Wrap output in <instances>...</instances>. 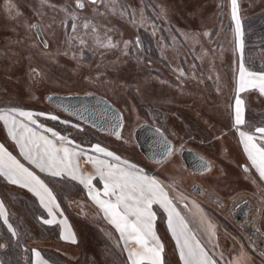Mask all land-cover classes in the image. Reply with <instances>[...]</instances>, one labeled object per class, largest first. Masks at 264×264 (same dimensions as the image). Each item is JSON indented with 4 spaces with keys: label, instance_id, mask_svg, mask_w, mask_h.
<instances>
[{
    "label": "rangeland",
    "instance_id": "1",
    "mask_svg": "<svg viewBox=\"0 0 264 264\" xmlns=\"http://www.w3.org/2000/svg\"><path fill=\"white\" fill-rule=\"evenodd\" d=\"M78 2L84 5L82 9L76 7ZM237 3L250 21H255L253 16L264 10V0ZM229 5L231 0H116L115 7L111 0H97L96 4L90 0H0V109L15 107L43 113L34 116L38 124L82 143L102 142L121 157L147 169L166 187L174 182L175 191L166 189L175 197L177 211L192 222L193 232L210 252L215 251L217 257L223 254L224 264L235 259L242 264H264L228 217V209L234 203L254 198L259 203L257 225L264 235V181L248 160L239 136L240 131H245L260 143L255 126L264 125V114L259 113L264 112V103L246 96L247 105L253 109L246 111L244 125H235L234 56L218 57L227 44H233L232 38L208 32L217 20L227 22ZM73 15L77 17L75 31ZM34 24L38 25L46 48L37 39ZM217 27L212 31L216 32ZM192 33L203 43L193 54ZM109 40L114 47H103ZM194 59L212 77L207 78L205 71L198 72ZM248 63L254 64L251 60ZM49 94H94L108 100L122 114V138L96 134L53 109L45 103ZM47 115H57L59 119L53 121ZM142 123L161 128L173 143L174 154L163 163L152 164L137 150L132 134ZM73 124L78 128H73ZM3 125L0 121V137L7 139ZM186 149L207 158L211 170L198 176L186 170L180 160V152ZM48 181L67 208L78 244H56L46 254L61 264H128L124 253L118 254L105 233H99L100 229L95 227L101 225L98 209H89L83 219L78 217L77 209L68 203L83 198L69 190L72 185L62 186L52 177ZM193 184L199 185L204 195L193 193ZM1 198L9 200L13 204L10 208L33 227L25 214L27 210L32 212L33 206L2 187ZM213 199L225 203V207L213 204ZM156 209L160 214L155 232L164 246L162 258L166 264H178L167 216L159 206ZM201 217L217 229L210 243L207 223H201ZM33 232L39 239H47L44 233L35 229ZM112 233L119 240L114 229ZM2 236L0 229V243ZM9 242L12 251L20 256V264H26L27 254L38 244L20 239ZM214 244L219 247L213 249ZM241 250L247 258L240 256ZM4 262L15 264L9 258Z\"/></svg>",
    "mask_w": 264,
    "mask_h": 264
},
{
    "label": "snow or ice",
    "instance_id": "2",
    "mask_svg": "<svg viewBox=\"0 0 264 264\" xmlns=\"http://www.w3.org/2000/svg\"><path fill=\"white\" fill-rule=\"evenodd\" d=\"M90 2L96 4L97 0H90ZM111 3L114 7L116 6V0H111ZM76 7L83 8L84 5L78 2ZM231 14L235 22L236 48L241 53L239 79L235 90V125L241 126L245 124V101L240 93L249 89H258L259 93L264 95V71H252L245 66L243 31L237 0H231ZM76 19L77 17L73 15V31L77 27ZM32 27L36 28V25ZM84 27L87 28L88 24L85 23ZM205 35L208 34L205 33ZM80 43L83 44L84 41L81 40ZM102 46L114 47L110 40ZM44 47H47L46 42ZM137 47H139V42H137ZM180 74L184 75L183 72ZM39 115L44 114L21 111L15 107L0 109V121L3 122L9 137L19 148L20 155L32 166L31 168L25 166L3 145H0V178L9 185L27 189L39 200L40 205L48 211L51 217L43 219L42 223L48 225L57 223L53 209L59 211L60 205L51 188L38 173L54 178L62 186L70 185L72 182L82 186L88 200L119 233L120 240L124 244L123 250L127 253L128 264H166L162 259L164 246L154 230L157 212L153 205H158L167 215V227L176 242V252L179 255L178 264H224L223 254L217 257L215 251L209 252L197 239L191 227L192 222L182 217L177 211L175 197L170 196L169 191L157 178L146 175L142 169L98 144H92L89 149H85L75 144L69 137L46 127L43 128V133H50L51 138L44 134L38 135L36 129H40L42 125L37 123L34 116ZM17 117L23 119L18 120ZM46 118L53 121L59 119L57 115H47ZM61 123L67 124L68 122L61 121ZM72 127L78 128V125L73 124ZM113 127L114 129L123 128V118L117 116ZM79 130L83 131V129ZM255 132L259 133V144L254 135L245 131H240L239 136L248 160L256 169L260 180L264 181V125L255 126ZM155 133L164 149L161 160L155 161L161 163L163 159L174 154V149L161 128H155ZM111 134L115 135L118 140L122 138L119 131L114 130ZM198 159L201 160L202 170H211L209 162L203 157H198ZM82 164L91 165L92 170L85 171L81 167ZM245 171L248 169L246 168ZM97 177L103 185L102 191L93 183ZM167 187L175 191L174 182ZM201 195H203L202 192ZM181 198L186 199V197ZM60 215L63 216V212H60ZM0 220L7 227L11 239H16L18 242L19 233L9 223L2 202H0ZM205 222V218L201 217V223ZM59 223L65 229L61 232L60 239L73 244L77 243L75 235L67 228V221H59ZM206 223L210 243L211 239L216 237L217 229L210 222ZM3 247L4 245L0 244V248ZM217 247H219L217 244L213 245V249ZM32 254L36 258L33 264H51L50 261L40 258L39 251L33 250ZM240 256L247 258L243 250ZM230 264H242V262L240 259H235Z\"/></svg>",
    "mask_w": 264,
    "mask_h": 264
},
{
    "label": "crops",
    "instance_id": "3",
    "mask_svg": "<svg viewBox=\"0 0 264 264\" xmlns=\"http://www.w3.org/2000/svg\"><path fill=\"white\" fill-rule=\"evenodd\" d=\"M238 9H239V16L241 18V25H242V31H243V36H242V41H243V45H244V61H245V66L246 68H248L249 70H252V71H257V72H261V71H264V47H253L251 51H247L246 52V49H247V44H246V41L248 38H257L258 35L255 33V32H252L250 31L249 33L246 31L245 29V26H244V20L246 21L248 19V17L246 16H243L242 14V10L240 9V7L238 6ZM260 13L261 12H264V10L262 11H259ZM254 16H257L258 13ZM228 13H229V19H227V22L226 23H222V21L220 20H217V22L211 26L210 29H208V32L209 34L211 35V33H213L216 37L219 36V35H224L226 36L227 38H232V43H229L227 44L226 47H224L223 51L221 52V55L222 56H218V57H224L227 56L228 57H231V54L232 56H234V68H233V77L235 78V81H234V84L235 86L237 87V81L239 79V64H240V60H241V53L237 50L236 48V36H235V22L232 20V14H231V5H229V9H228ZM259 13V14H260ZM250 17V16H249ZM250 19V18H249ZM217 27V30L216 32H213L212 30L214 28ZM211 30V31H210ZM211 32V33H210ZM192 47L193 49H191V52L192 54L194 52L198 53V50H199V47L201 46V44H203L202 42H200L199 40L195 39L193 37V33H192ZM250 45V44H249ZM250 48V46H249ZM218 50V49H217ZM218 52V51H217ZM195 62L197 63V71L199 72H202L206 73L207 75V78H210L212 77V74L207 71V70H204L202 69L201 67L203 66V64L199 63L196 59H194ZM249 60H251L254 64L253 66H251L248 62ZM253 67V68H252ZM212 71L214 70L213 68L211 69ZM217 77V76H216ZM240 96L242 99H244L245 101V104H244V117H245V114H246V111L249 109H253L252 107H250L249 105H247V100L246 98L248 96H253L255 97V99L259 102H262L264 103V95H261L259 93V90L258 89H249L245 92H241L240 93ZM247 96V97H246ZM256 109H259V108H256ZM255 109V110H256ZM264 110V108H262ZM256 111H261V110H256ZM261 114H264V112H259ZM18 120H22L23 118H20V117H17ZM24 123H27V121H24ZM4 126V125H3ZM30 127H34V126H30ZM50 128L52 129L53 131H55L53 128L49 127V126H46V125H42V127L40 129H36L37 131V134L40 135V134H44V135H48L49 138L50 137V133H43V128ZM4 131H5V137L6 138H1L0 137V145H3L6 150L11 153L17 160H19L21 163H24L25 166L31 168L32 166L29 165L27 163V161H25L23 159V157L20 155V152H19V148L17 147V145L15 144L14 141H12V139L9 137L8 135V131L7 129L5 128L4 126ZM59 134V133H58ZM109 138V137H108ZM70 139V138H69ZM75 144H79L82 148H85V149H89L91 147L92 144H98L100 145L101 147L107 149L108 151H112L114 154L120 156L119 154L115 153L113 150H111L109 148V146H106V144L104 145V143H100L99 141L98 142H91L89 144L87 143H82L81 141H74ZM13 147V148H12ZM121 157V156H120ZM123 160H126L128 161L129 163L131 164H134L137 168L139 169H142L143 172L148 175V176H153L147 169H145L144 167H141L139 166V164H136V163H133L131 162L130 160L124 158V157H121ZM144 158V157H143ZM81 167L85 170V171H91L92 170V167L91 165H84L82 164ZM42 179L45 180V182L48 184V186L51 188V190L53 191L54 195L56 196L57 198V203L60 205V202L58 200V196L56 195L55 193V188L50 184V182L48 181L50 177L46 176L45 174L43 173H38ZM155 177V176H153ZM156 178V177H155ZM158 179V178H157ZM160 181V180H159ZM165 187L166 185L160 181ZM75 183V182H73ZM93 183L95 185H97V187L102 191V188H103V185L99 182V178L97 177ZM76 187H77V190H78V194L83 198V200L89 205V207L93 208L94 210L97 209L95 207V205L92 204V202L90 200H88L87 198V195H86V192L83 191L82 189V186L80 185H77L75 184ZM0 187H2L3 189H5L6 192L12 194V195H17L19 196L20 198H22L24 201H28L30 205H35L36 207L38 206L42 212H43V216L41 218H39L38 220L35 221V219L32 217L31 215V212H29L27 209V211H25L26 215L30 218L32 224H33V227H29L26 223V219L24 217H20L19 214H17V210L15 209H11L10 207L13 205L9 202V200H5L3 198L0 199V201L4 204L5 206V211L7 213V216H8V220H9V223H17V227L18 229L20 230L21 233H19V237L18 239H20V242H22L23 240L26 241L27 243H30L31 245H34L32 244L31 242H34V243H38L34 246L36 247H33L31 250V254L30 256L28 257V259L26 260V264H33V261L36 259L32 252L33 250H36V251H39L40 254H41V257L42 259L44 260H47L44 256V251H48L50 250V248H56V244H61L63 245L64 247L68 246V247H76L77 244H78V237H77V231L74 227V224L72 222V220L69 218V216L66 214V210L60 205V209L59 211H56L55 208L53 209V212H54V215L56 217V220L58 221L57 223H54V224H51V225H48V224H44L42 223V220L43 219H50L51 217H49L48 215V211L43 208L40 203H39V200L33 196L30 192L27 191V189H21L17 186H14V185H9L7 184L6 181H3L2 178H0ZM167 188V187H166ZM167 190V189H166ZM15 206V205H14ZM158 206V205H157ZM156 205H153V208L154 210L157 212V216H159L160 212H159V209H156L157 208ZM163 211V209H161ZM96 211V210H95ZM99 211V210H98ZM60 212H63V216L60 215ZM100 213V212H99ZM24 214V213H22ZM165 214V213H164ZM166 215V214H165ZM167 216V215H166ZM23 218V219H22ZM100 223L103 224L105 222V225L107 227L110 228V230L113 231V227L103 218V215L102 213H100ZM66 220L67 221V228H69L71 230V232L75 235L76 237V240H77V243L73 244L71 243L70 241H67V240H61L60 239V234L62 231H64V226L59 223V221H64ZM0 222L3 223L2 220H0ZM167 222V221H166ZM104 225V224H103ZM40 226L42 227V230H40ZM156 228V225L154 224V230ZM33 229H35L37 232L39 233H42V232H47L49 230H51L52 232V235H53V238L50 236V237H47V239H39L38 236L36 234H33ZM115 230V229H114ZM56 231L57 234H58V238L55 237V233L54 232ZM116 231V230H115ZM171 234V233H170ZM119 235V233H118ZM157 235V234H156ZM158 236V235H157ZM197 239H199L197 237ZM200 240V239H199ZM119 242H120V245H121V248H122V251L124 253V256L127 260V253L123 250L124 249V244L123 242L120 240V237H119ZM162 243V242H161ZM203 244V243H202ZM204 246H206V243L203 244ZM209 251V250H208ZM210 252V251H209ZM65 253V252H63ZM163 255V253H162ZM163 259V258H162ZM48 261V260H47ZM53 264V263H51Z\"/></svg>",
    "mask_w": 264,
    "mask_h": 264
},
{
    "label": "water",
    "instance_id": "4",
    "mask_svg": "<svg viewBox=\"0 0 264 264\" xmlns=\"http://www.w3.org/2000/svg\"><path fill=\"white\" fill-rule=\"evenodd\" d=\"M34 25H36V28H33L36 37L44 46L45 41L42 33L38 25ZM45 103L101 135L115 138L116 136L111 133L114 130L119 132L122 130V128L114 129L113 127L116 123V117H122V114L108 100L94 94H49L45 97ZM155 128L157 127L142 123L134 129L132 137L137 150L148 162L152 164H160L155 161L161 160L164 149L158 141ZM170 143L172 144V142ZM198 157L203 156L193 150L186 149L180 152V160L188 171L197 175L206 174L209 171L202 170L201 160L198 159ZM168 158L163 159L161 163ZM203 158L209 162L205 157ZM243 169L245 171L246 167L243 166ZM191 191L198 195L201 188L198 185H195L192 187ZM235 214H239L237 209L234 211V217L236 216Z\"/></svg>",
    "mask_w": 264,
    "mask_h": 264
},
{
    "label": "trees",
    "instance_id": "5",
    "mask_svg": "<svg viewBox=\"0 0 264 264\" xmlns=\"http://www.w3.org/2000/svg\"><path fill=\"white\" fill-rule=\"evenodd\" d=\"M257 16H260V17H257ZM257 16L256 17L253 16L255 18L253 20H255V21H250V20H246L245 21L244 20V26H245L246 31L248 33L250 31H252V32H255L258 35V37L255 39L254 42H250L247 39V41H246V44H247L246 52L247 51L248 52L251 51L252 48L253 47L255 48L256 46L257 47L259 46V47H262V48L264 47V12H261L260 15L258 14ZM249 46H250V48H249ZM96 134H98V133L96 132ZM73 141H77V140L73 139ZM70 185H72L71 186L72 188L70 187L69 190H72V191L75 190V193L77 194L78 190H77V187H76L75 183L72 182ZM58 200L60 202V205L64 209H67L65 204L62 202V200L59 197H58ZM25 203L29 204L28 201L27 202L25 201ZM68 204L70 206H74L77 209V211L75 213H76V215L78 217H80L82 219L85 218L87 212H89L88 210L92 209L91 207H89V205L83 199H76L75 201L69 202ZM31 206H33V209H31L32 212L29 211V210L28 211L31 212L32 217L36 221V220H38L39 218H41L43 216V212L38 206L36 207L34 204L31 205ZM11 224L18 231V233H20V230L17 227V223H12L11 222ZM95 227L100 229L99 233H105L104 235L106 236V239L108 238V241L110 243H112V245L114 246V248L116 249L118 254H120V255L123 254V251H122V248H121L119 240L114 237V235H113V233H112V231L110 230L109 227H106L103 224H101V225L97 224ZM0 229H1V233H3L2 243H0V244L4 245L3 248H0V254H2V259L5 261V258H6V261H7V259L9 258L11 261H13V263L20 264L19 263L20 256L16 255L14 250L12 251L11 246L9 245V243H10L9 240H11L10 239L11 234L7 231V227L2 222H0ZM40 230H42L41 226H40ZM54 232H56V231H54ZM42 233H44L45 236H47V237L51 236L52 238H53V235H54V234L52 235L51 230H49L47 232L45 231V232H42ZM55 234H56L55 237L58 238L57 232ZM108 235H109V237H108ZM46 252H48V251H44V256H45V258L48 261H50L53 264H61L62 263V262H59L54 256L47 255ZM28 253H30V252H28ZM27 255H28V257L30 256L29 254H27ZM3 260L2 261L0 260V264H4L5 263Z\"/></svg>",
    "mask_w": 264,
    "mask_h": 264
},
{
    "label": "flooded vegetation",
    "instance_id": "6",
    "mask_svg": "<svg viewBox=\"0 0 264 264\" xmlns=\"http://www.w3.org/2000/svg\"><path fill=\"white\" fill-rule=\"evenodd\" d=\"M210 165L212 168L211 162H210ZM193 175L198 176L197 174H193ZM195 185L197 184H193L190 189H192V187ZM201 192L202 193L204 192L202 188H201L200 193L198 194L199 196L201 195ZM211 202L213 204L218 205L221 208L225 207V203H221L218 200L213 199L211 200ZM258 204L259 203L257 202V200H255L254 198H250V197L243 198L241 201L236 202L231 207H229L228 217L233 222H235V224H237V226L241 230L240 233H243V235H245L247 242L254 249V251L258 254V256L264 261V255H261V253H264V235L261 234L262 233L261 231H257V229H259V226L257 225L258 224L257 222L258 212H259ZM236 209L239 214L238 215L235 214L236 216L234 217L233 215Z\"/></svg>",
    "mask_w": 264,
    "mask_h": 264
}]
</instances>
